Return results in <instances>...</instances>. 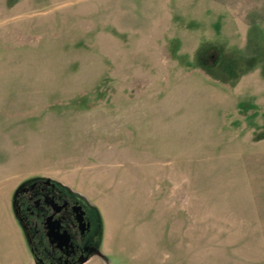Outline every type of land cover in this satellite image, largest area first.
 <instances>
[{
	"label": "rangeland",
	"instance_id": "obj_1",
	"mask_svg": "<svg viewBox=\"0 0 264 264\" xmlns=\"http://www.w3.org/2000/svg\"><path fill=\"white\" fill-rule=\"evenodd\" d=\"M35 177L98 217L83 264H264V0H0V264Z\"/></svg>",
	"mask_w": 264,
	"mask_h": 264
},
{
	"label": "flooded vegetation",
	"instance_id": "obj_2",
	"mask_svg": "<svg viewBox=\"0 0 264 264\" xmlns=\"http://www.w3.org/2000/svg\"><path fill=\"white\" fill-rule=\"evenodd\" d=\"M11 208L30 255L42 264H83L98 248V217L53 180L23 181L13 193ZM82 258L86 260L79 263Z\"/></svg>",
	"mask_w": 264,
	"mask_h": 264
},
{
	"label": "crops",
	"instance_id": "obj_3",
	"mask_svg": "<svg viewBox=\"0 0 264 264\" xmlns=\"http://www.w3.org/2000/svg\"><path fill=\"white\" fill-rule=\"evenodd\" d=\"M8 225L10 226V220L8 221ZM18 225V224H17ZM9 228V227H8ZM18 231L20 232V234H22V232H21V230H20V228H19V226H18ZM22 236H23V234H22ZM23 238H24V236H23ZM24 242H25V245H26V247H27V244H26V241H25V239H24ZM19 251L21 252L22 251V254H23V258L25 259V255H26V249H23L22 248V250H21V247L19 248ZM25 261V260H24Z\"/></svg>",
	"mask_w": 264,
	"mask_h": 264
},
{
	"label": "water",
	"instance_id": "obj_4",
	"mask_svg": "<svg viewBox=\"0 0 264 264\" xmlns=\"http://www.w3.org/2000/svg\"><path fill=\"white\" fill-rule=\"evenodd\" d=\"M97 253H98V248H97V250L94 252V254H97ZM94 254H92V255H94ZM92 255H91V256H92ZM85 260H86V258H82V259L79 260V263H83ZM34 261H35L36 264H42L41 262H39V261L37 260V258H34Z\"/></svg>",
	"mask_w": 264,
	"mask_h": 264
}]
</instances>
